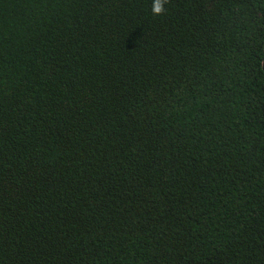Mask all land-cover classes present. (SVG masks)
I'll return each mask as SVG.
<instances>
[{
  "label": "trees",
  "instance_id": "1",
  "mask_svg": "<svg viewBox=\"0 0 264 264\" xmlns=\"http://www.w3.org/2000/svg\"><path fill=\"white\" fill-rule=\"evenodd\" d=\"M0 0V264H264V0Z\"/></svg>",
  "mask_w": 264,
  "mask_h": 264
},
{
  "label": "clouds",
  "instance_id": "2",
  "mask_svg": "<svg viewBox=\"0 0 264 264\" xmlns=\"http://www.w3.org/2000/svg\"><path fill=\"white\" fill-rule=\"evenodd\" d=\"M170 3L171 0H152L151 14L155 17L163 16L166 11V5Z\"/></svg>",
  "mask_w": 264,
  "mask_h": 264
},
{
  "label": "water",
  "instance_id": "3",
  "mask_svg": "<svg viewBox=\"0 0 264 264\" xmlns=\"http://www.w3.org/2000/svg\"><path fill=\"white\" fill-rule=\"evenodd\" d=\"M262 73H263V83H264V50H263V60H262Z\"/></svg>",
  "mask_w": 264,
  "mask_h": 264
}]
</instances>
